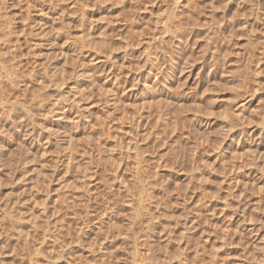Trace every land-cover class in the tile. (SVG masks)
Instances as JSON below:
<instances>
[{
    "label": "rangeland",
    "instance_id": "rangeland-1",
    "mask_svg": "<svg viewBox=\"0 0 264 264\" xmlns=\"http://www.w3.org/2000/svg\"><path fill=\"white\" fill-rule=\"evenodd\" d=\"M0 264H264V0H0Z\"/></svg>",
    "mask_w": 264,
    "mask_h": 264
},
{
    "label": "bare ground",
    "instance_id": "bare-ground-1",
    "mask_svg": "<svg viewBox=\"0 0 264 264\" xmlns=\"http://www.w3.org/2000/svg\"><path fill=\"white\" fill-rule=\"evenodd\" d=\"M179 8H180V7H179ZM172 13H173V12H172ZM174 14H175V13H174ZM174 14H173V16H174ZM168 17H169V16H168ZM170 17H171V15H170ZM170 17H169V18H170ZM154 36H155V35H154ZM7 102H8V101H7ZM7 102H6V103H7ZM2 104H3V102H2ZM11 106H12V105H11ZM14 106H15V104H14ZM12 107H13V106H12ZM9 109H10V108H9ZM9 109H8V110H9ZM15 109H16V108H14L13 110H15ZM10 110H11V109H10ZM10 110H9V113H10ZM13 110H12V111H13ZM7 113H8V112H7ZM6 115H7V114H6ZM10 117H11V116H10ZM8 118H9V117H8ZM38 136H39V135H38ZM35 138H36V137H35ZM32 140H34V138H33ZM31 143H32V142H31ZM143 198H144V197H143ZM136 204H137V203H136ZM143 205H144V204H143ZM138 208H139V207H138ZM141 209H142V208H141ZM133 211H134V210H133ZM138 213H139V212H138ZM134 215H135V213H134ZM140 215H141V214H140ZM139 217H140V216H139ZM21 225H22V224H21ZM21 225H20V226H21ZM20 235H21V234H20ZM22 235H23V234H22ZM26 236H27V235H26ZM27 238H28V237H27Z\"/></svg>",
    "mask_w": 264,
    "mask_h": 264
}]
</instances>
